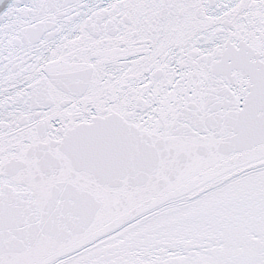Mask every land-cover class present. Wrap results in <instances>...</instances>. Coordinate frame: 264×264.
Returning a JSON list of instances; mask_svg holds the SVG:
<instances>
[{
    "label": "snow or ice",
    "instance_id": "6c2138e0",
    "mask_svg": "<svg viewBox=\"0 0 264 264\" xmlns=\"http://www.w3.org/2000/svg\"><path fill=\"white\" fill-rule=\"evenodd\" d=\"M0 264H264V0H0Z\"/></svg>",
    "mask_w": 264,
    "mask_h": 264
}]
</instances>
